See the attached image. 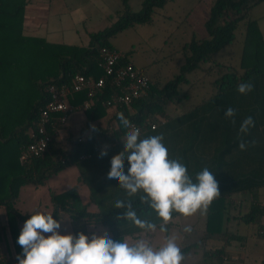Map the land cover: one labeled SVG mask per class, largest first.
Here are the masks:
<instances>
[{
	"label": "trees",
	"instance_id": "trees-1",
	"mask_svg": "<svg viewBox=\"0 0 264 264\" xmlns=\"http://www.w3.org/2000/svg\"><path fill=\"white\" fill-rule=\"evenodd\" d=\"M168 1L142 0L140 9L133 11L129 0H120L121 7L107 14L111 24L89 32L87 45H78L23 35L27 0H0V205L5 210L2 226L9 229L16 256L23 255L17 243L18 222L30 217L21 214L13 205L19 187L44 185L51 175L71 164H76L79 179L86 184L97 210L91 212L80 202L75 186L60 193L50 191L54 219L58 220L60 209L69 212L74 223L80 220L83 224L102 222L113 240H123L126 235L141 232L130 221L118 217L124 210L116 209L114 202L128 198L118 181L106 178L110 159L122 150V140L129 131L118 119V113H123L131 125L140 129L142 138L173 132L177 138L172 142L170 158H180L190 175L208 167L218 182L221 195L205 213L202 239L182 246L184 257L202 248L206 241L219 239L220 247L202 251L201 262L223 264L225 248L233 241L245 239V235L227 227L230 210L234 207L233 197L238 193L253 196L247 210L238 218L255 227L256 235H264V203L257 199L258 191L264 187V37L257 20L250 15L251 9L264 0H210L202 31L184 43L185 61L172 78L164 83H152L150 79L146 94L115 108L105 104L112 93L106 82L93 97L92 105L81 111L85 117L82 132L89 130L85 137L71 140L66 148L52 134L41 156L27 163L18 159L20 150L30 142V131L48 100L47 86L69 84L76 74L102 76L101 48L116 49L113 39L124 29L152 24L158 9ZM240 24L243 25V41L237 70L231 65L217 63L214 55L233 43ZM123 55V62L130 61L126 53ZM206 63H210L207 69L223 70L215 82L217 91L179 118L161 122L158 116H165L172 102L182 101L188 95V90L182 88L189 83L188 74ZM242 82H251L253 90L246 95L240 94L237 87ZM86 99L85 90L69 96L72 104ZM227 108L235 110L234 118L225 117ZM248 116L253 118L254 126L242 137L248 143L246 150H240L239 126ZM101 119L105 120L104 125L92 124ZM152 123L154 128H151ZM105 147L107 155L100 157ZM127 168L125 160V173ZM139 195L131 198L137 215L159 226L154 211L139 202ZM170 226L171 222L168 230ZM80 231L81 226L78 228L76 224L75 235ZM259 264H264V257Z\"/></svg>",
	"mask_w": 264,
	"mask_h": 264
},
{
	"label": "clouds",
	"instance_id": "clouds-1",
	"mask_svg": "<svg viewBox=\"0 0 264 264\" xmlns=\"http://www.w3.org/2000/svg\"><path fill=\"white\" fill-rule=\"evenodd\" d=\"M251 82H242L237 91L248 94L253 90ZM235 110L227 108L225 117L234 118ZM122 125L129 129L123 141V148L110 159L107 179H115L128 199H117L116 209H123L118 217L130 221L138 228L142 237L135 240H113L107 233L61 234V223L51 212H35L24 222L17 237L23 255H17L18 264H182L184 254L177 243V236L167 235V225L173 221L174 213L190 217L196 213L205 214L221 194L218 182L208 167L190 175L180 158H170L164 144L163 134L142 138L138 127L132 126L123 115L117 114ZM235 123V120H232ZM254 126L251 116L240 123L238 136L240 150H246L248 143L242 138ZM94 127V126H93ZM251 143H255L252 141ZM107 155L103 148L99 156ZM125 160L128 168L125 173ZM139 195V202L154 211L156 222L141 219L133 206L132 197ZM164 233L163 243L154 246L147 234ZM184 232H191L185 226ZM47 233L48 235H45Z\"/></svg>",
	"mask_w": 264,
	"mask_h": 264
},
{
	"label": "crops",
	"instance_id": "crops-1",
	"mask_svg": "<svg viewBox=\"0 0 264 264\" xmlns=\"http://www.w3.org/2000/svg\"><path fill=\"white\" fill-rule=\"evenodd\" d=\"M34 2H31V0H27V4L25 5L22 33L23 35L26 36L41 37L49 41L46 37L48 33L46 26L50 16L52 3L50 1H43V2L37 1L36 3ZM263 2L264 1L260 2L259 4ZM259 4L251 9L250 15L252 18H255L257 20L260 31L264 37V14L255 13V9L259 6ZM54 5L55 3L53 1V6ZM45 7L47 9L46 13L44 14L40 13L41 8L43 9ZM262 21L263 23H261ZM201 31H202V27L199 34L201 33ZM53 43H57V42H53ZM232 44L233 43L219 50L215 55H219L220 53H222L223 56L220 58L219 61H217L215 60V55H214V60L217 63L231 65L237 70H239L241 53H238L237 59H235L233 52L231 50H227V52H223L225 51V49H231L230 47H232ZM122 53H126V52H122ZM126 54L128 55V53ZM208 66L209 64L206 63L202 66V68H198L188 75L189 83H186L182 86L183 89L188 90V95L184 97L182 101L172 102L168 106L165 116H158L161 122L166 121L169 118H171L170 120H175L179 118L182 114L188 112L195 104L201 102L203 99L211 96L217 91V86L215 82L223 70H220L218 67L207 69ZM136 67L142 69L149 76L152 83H156V82L164 83L170 78H172L170 77L168 79H164L160 71H154L152 75H149L144 67H139V66ZM69 120H71L72 123H70ZM102 121L103 119L97 120L94 121L92 124L93 125L100 124ZM78 125H82L81 130L85 126V117L81 111L71 114L67 122L64 125H62V127H59L58 131L55 134L57 141H59V143L62 146H64V144L61 142L63 139V133L67 131L69 128H75ZM87 132H89V130H87ZM81 134L84 135V132L82 133L81 131ZM158 134H163L164 136L163 142L165 146L169 149V155H171L172 142L174 139L177 138V136L171 131L160 132ZM76 170L78 171V169ZM58 173H60V171ZM46 184L47 182L44 185ZM68 184H69L68 187L59 190H56L51 187H47L46 190H44L41 193L39 187H43L44 185H39V186H34L31 184L22 185L21 187H19L16 196L13 198V205L16 208V210L19 211L21 214L31 215L37 211L42 213L43 212L53 213L54 205L50 199V191L60 193L75 186L77 188V194L80 199V202L83 205H87L88 210L91 212L97 210L96 205L90 199L89 191L86 184L81 182L80 179H77L76 183H68ZM84 186L86 187V191H85V195L83 196L81 194V190L84 188ZM252 197L253 196L250 193H238L233 197L234 207L230 210V214L227 220V227L228 229L234 232H238L240 234L245 235V239L243 241H233L230 245H228L225 248L226 257L223 264H259L262 258L264 257V235L263 236L256 235L255 227L244 224L238 218L239 214L247 210V207L251 202ZM257 199H259L262 204L264 203V187L260 188V190L258 191ZM58 212H59L58 221H60L61 223V228L59 229V232L64 231L65 234L71 233L75 235V227L77 224L78 228L81 226L80 232L86 234L89 237H91L92 234H96L98 236L103 235L105 233H107L108 236H110L111 234L108 227L102 222H88L87 224H83V221L80 220L74 223L69 212L60 209ZM4 221H5V210L3 205H0V256L15 258L17 256L14 247L12 245L9 229L7 228V226L5 227L2 226ZM24 222L25 221L18 222L19 233L22 229ZM204 222H205V214L202 215L199 212L190 217H183L180 215H176L174 216V219L171 222V226L167 232V235H172L173 231H177V234L175 236L178 237L177 243L179 244L180 247L184 246L187 243L200 241L203 235ZM189 225L191 226L192 231L187 233L184 232L183 229L185 228V226H189ZM45 235L48 234L45 233ZM157 235L158 236L161 235L158 229L157 232L154 234L152 233L147 234V238L150 239V242L154 246H159L160 244L163 243V238L161 237H159L161 238L160 240L155 242L153 241V238H155ZM162 235L165 234L162 233ZM141 237H142V233L140 232L134 235H126L123 240L131 241ZM221 243L222 242L219 239L206 241L204 245H202V248L201 247L197 248L194 253H191L190 255L184 257V261L182 262V264H202L201 262L202 251H205V249L214 250L215 248L220 247Z\"/></svg>",
	"mask_w": 264,
	"mask_h": 264
},
{
	"label": "rangeland",
	"instance_id": "rangeland-1",
	"mask_svg": "<svg viewBox=\"0 0 264 264\" xmlns=\"http://www.w3.org/2000/svg\"><path fill=\"white\" fill-rule=\"evenodd\" d=\"M37 1L52 3L46 26L47 39L51 42L78 45H87L89 32L110 25L112 21L107 18V14L121 7L120 0H31L34 3ZM141 2L142 0H129L131 10H139ZM209 8L210 0H170L158 9L152 24L124 29L115 36L113 44L119 51L128 53L131 62L136 66L144 67L149 75L154 71H160L164 79H168L177 73L184 63L185 53L182 46L193 36L199 35ZM46 11V7L41 8L40 13L44 14ZM255 13L264 14V2L259 4ZM242 32L243 25L240 24L235 31V40L231 49L223 51L231 50L235 59L242 51ZM222 56V53L215 55V60L219 61ZM69 122L72 123L71 120ZM104 124L105 120L100 123V125ZM81 127L82 125H78L63 133L61 142L64 146L68 147L71 140L83 135ZM87 134L88 132L85 131L82 137ZM76 169V164H71L60 173L50 176L47 184L39 187L40 193L47 187L59 190L68 187V183H76L79 179V172ZM85 191L84 186L81 190L83 196ZM60 233L65 234L64 231ZM160 234L153 238L154 242L164 239L165 235ZM176 234L177 231L172 232V235Z\"/></svg>",
	"mask_w": 264,
	"mask_h": 264
},
{
	"label": "built area",
	"instance_id": "built-area-1",
	"mask_svg": "<svg viewBox=\"0 0 264 264\" xmlns=\"http://www.w3.org/2000/svg\"><path fill=\"white\" fill-rule=\"evenodd\" d=\"M99 67L103 75L94 78L91 75L76 74L69 84H49L47 86L48 100L40 110L38 118L30 131L31 140L19 152L18 159L27 163L32 158L41 156L52 134L64 125L69 116L92 105L93 97L102 90L106 82L112 88V93L105 104L115 108L146 94L150 85L149 76L135 67L131 61L123 62V53L117 49L106 47L100 50ZM86 91L87 99L79 104L69 102V96L78 91ZM134 126V125H132ZM137 127V126H135ZM155 124H151L154 128ZM0 264H18L17 258L0 256Z\"/></svg>",
	"mask_w": 264,
	"mask_h": 264
}]
</instances>
